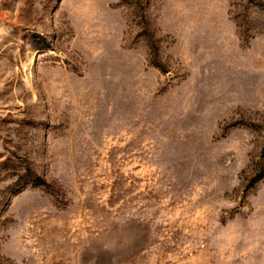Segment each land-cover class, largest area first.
Segmentation results:
<instances>
[{
	"label": "rangeland",
	"instance_id": "rangeland-1",
	"mask_svg": "<svg viewBox=\"0 0 264 264\" xmlns=\"http://www.w3.org/2000/svg\"><path fill=\"white\" fill-rule=\"evenodd\" d=\"M0 264H264V0H0Z\"/></svg>",
	"mask_w": 264,
	"mask_h": 264
}]
</instances>
